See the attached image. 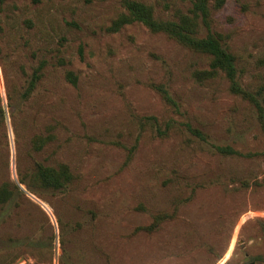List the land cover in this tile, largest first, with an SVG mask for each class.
<instances>
[{
    "label": "rangeland",
    "instance_id": "obj_1",
    "mask_svg": "<svg viewBox=\"0 0 264 264\" xmlns=\"http://www.w3.org/2000/svg\"><path fill=\"white\" fill-rule=\"evenodd\" d=\"M125 1L0 0V264H264V154L215 149L264 152V0H207L196 17L261 91L263 120L210 55L129 20ZM130 1L176 20L197 0ZM35 162L72 180L20 183Z\"/></svg>",
    "mask_w": 264,
    "mask_h": 264
},
{
    "label": "trees",
    "instance_id": "obj_2",
    "mask_svg": "<svg viewBox=\"0 0 264 264\" xmlns=\"http://www.w3.org/2000/svg\"><path fill=\"white\" fill-rule=\"evenodd\" d=\"M206 1L207 0H197L195 2L193 7V17L181 15L176 20L156 19L152 15L151 8L139 2L126 0L125 5L130 13L131 18L129 20L139 21L147 26L152 32H164L188 47L210 55L211 67L214 70L221 71L230 80V91L241 95L252 103L258 110L261 120H263V107L258 100L261 91L254 94L239 85L233 55L228 52V50L221 45L218 38L211 33L207 34L205 37L197 36V11L200 12L204 21H206L208 14ZM67 76L72 83L75 82V76L73 73L68 72ZM37 78H39V75L36 70L29 83L28 91L34 87V82ZM165 96L167 100H170L167 93ZM195 133L203 138L201 133L197 131H195ZM45 141L46 140L43 138L35 137L32 140L34 149L39 150ZM215 149L217 152L225 156L249 157L264 154V152L243 153L228 145H217L215 146ZM25 177L28 180H25L26 178L24 177H20V183H27L30 187H40L45 189H61L72 180V174L67 165L60 164L59 166L54 167L44 165L40 162H35L32 171ZM14 188L18 189L19 187L14 185ZM12 195L13 190L10 189L7 184H2L0 187V204H4ZM176 209L177 205L174 206L171 213L164 211L158 212L153 216L152 221L149 224L137 226L132 234H137L139 232L152 233L156 231L163 222L173 219L176 216ZM257 223L260 231L264 234V219H258Z\"/></svg>",
    "mask_w": 264,
    "mask_h": 264
},
{
    "label": "water",
    "instance_id": "obj_3",
    "mask_svg": "<svg viewBox=\"0 0 264 264\" xmlns=\"http://www.w3.org/2000/svg\"><path fill=\"white\" fill-rule=\"evenodd\" d=\"M250 264H253V263H250Z\"/></svg>",
    "mask_w": 264,
    "mask_h": 264
}]
</instances>
